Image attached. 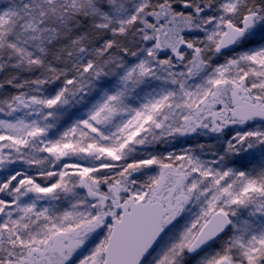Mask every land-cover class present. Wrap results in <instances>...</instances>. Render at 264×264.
I'll list each match as a JSON object with an SVG mask.
<instances>
[{
	"label": "snow or ice",
	"instance_id": "6c2138e0",
	"mask_svg": "<svg viewBox=\"0 0 264 264\" xmlns=\"http://www.w3.org/2000/svg\"><path fill=\"white\" fill-rule=\"evenodd\" d=\"M0 264H264V0H0Z\"/></svg>",
	"mask_w": 264,
	"mask_h": 264
},
{
	"label": "rangeland",
	"instance_id": "374dc122",
	"mask_svg": "<svg viewBox=\"0 0 264 264\" xmlns=\"http://www.w3.org/2000/svg\"><path fill=\"white\" fill-rule=\"evenodd\" d=\"M235 130H237L236 126H232L230 129H225V131L222 134H220V139L217 138V134L215 133H208L207 135H204V134L195 135L194 134V137L187 138V142L194 146L203 144L206 146V148L218 149L222 141L229 139L234 134ZM98 239H102V236L99 238H95V242H98ZM87 250H90V247Z\"/></svg>",
	"mask_w": 264,
	"mask_h": 264
},
{
	"label": "flooded vegetation",
	"instance_id": "af4514ba",
	"mask_svg": "<svg viewBox=\"0 0 264 264\" xmlns=\"http://www.w3.org/2000/svg\"><path fill=\"white\" fill-rule=\"evenodd\" d=\"M232 126H230L229 128H227V129H230ZM194 137V136H193ZM189 138H192V137H189Z\"/></svg>",
	"mask_w": 264,
	"mask_h": 264
}]
</instances>
